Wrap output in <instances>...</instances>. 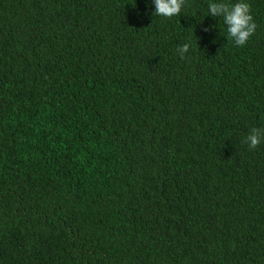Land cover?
<instances>
[{"label": "trees", "instance_id": "16d2710c", "mask_svg": "<svg viewBox=\"0 0 264 264\" xmlns=\"http://www.w3.org/2000/svg\"><path fill=\"white\" fill-rule=\"evenodd\" d=\"M248 2L236 47L208 0H0V264H264Z\"/></svg>", "mask_w": 264, "mask_h": 264}, {"label": "clouds", "instance_id": "9594fccd", "mask_svg": "<svg viewBox=\"0 0 264 264\" xmlns=\"http://www.w3.org/2000/svg\"><path fill=\"white\" fill-rule=\"evenodd\" d=\"M151 5L154 7L153 16L168 19L181 14L186 0H151ZM207 16L222 18L223 24L227 26L226 38H230L236 47L245 46L257 27L248 0H235L233 3H227L226 0H208ZM190 49L191 43L185 42L177 47V52L184 58ZM242 142L250 149H256L264 143V127L251 128Z\"/></svg>", "mask_w": 264, "mask_h": 264}]
</instances>
